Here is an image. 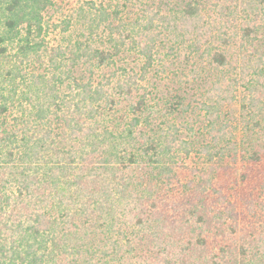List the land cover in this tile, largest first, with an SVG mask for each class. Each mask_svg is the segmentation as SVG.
Segmentation results:
<instances>
[{"label": "trees", "instance_id": "obj_1", "mask_svg": "<svg viewBox=\"0 0 264 264\" xmlns=\"http://www.w3.org/2000/svg\"><path fill=\"white\" fill-rule=\"evenodd\" d=\"M53 4L0 0V264H264V0L91 3L49 45ZM187 62L199 98L151 103Z\"/></svg>", "mask_w": 264, "mask_h": 264}, {"label": "rangeland", "instance_id": "obj_2", "mask_svg": "<svg viewBox=\"0 0 264 264\" xmlns=\"http://www.w3.org/2000/svg\"><path fill=\"white\" fill-rule=\"evenodd\" d=\"M186 1L187 0H141V3L149 5L153 10L158 9L161 13H164L174 7L182 6ZM53 2L54 4L43 14L44 32L42 37L49 45L64 43L68 38H77L80 32V24L83 20V13L79 12L80 8H88L91 3L95 5L102 4L108 11L117 9V11L120 12L119 16L127 22H132V19L137 14V9L133 8L132 5L131 7L121 8V3L124 2V0H53ZM66 20L70 22V25L67 29L63 30L64 21ZM96 45L103 46L98 39L96 40ZM136 56V53L133 51L123 50L117 59L116 66H130L137 70L140 60ZM176 69L179 75L172 74L166 68L164 72H160L158 69L149 70L144 85L151 90L147 91L149 93L147 97L150 98L149 101L151 103L159 102V106L163 107V104L167 105L168 101L172 102V100H174L173 95L176 92L182 93V95L186 97V100L192 102L193 99L199 98V93H201L203 88L209 85V81L213 78V75L208 70H202L198 75H192L190 72L191 63L188 62L187 64H177ZM183 75L186 76L183 77ZM195 110V113L190 112L184 116V121L187 122L188 126L192 127L193 132L200 129L203 124L202 112L198 109ZM170 119H172V116ZM187 162L191 163L192 159H188ZM244 168L245 166L242 167V165L239 164L235 170L240 173L245 170ZM229 184L230 183L227 182L226 187H228ZM229 191L232 192V189H229Z\"/></svg>", "mask_w": 264, "mask_h": 264}]
</instances>
